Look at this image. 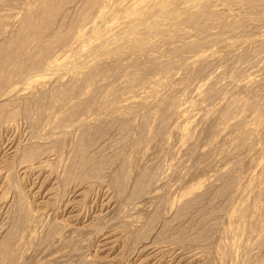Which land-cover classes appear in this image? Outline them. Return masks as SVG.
<instances>
[{
	"label": "rangeland",
	"instance_id": "rangeland-1",
	"mask_svg": "<svg viewBox=\"0 0 264 264\" xmlns=\"http://www.w3.org/2000/svg\"><path fill=\"white\" fill-rule=\"evenodd\" d=\"M0 264H264V0H0Z\"/></svg>",
	"mask_w": 264,
	"mask_h": 264
}]
</instances>
